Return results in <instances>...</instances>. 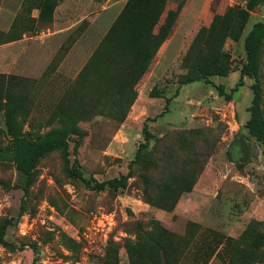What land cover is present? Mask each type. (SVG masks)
<instances>
[{"label":"rangeland","instance_id":"obj_1","mask_svg":"<svg viewBox=\"0 0 264 264\" xmlns=\"http://www.w3.org/2000/svg\"><path fill=\"white\" fill-rule=\"evenodd\" d=\"M15 1L0 0V42L24 33L26 40L0 48V73L28 79L17 121L32 136L63 125L78 127L79 134H71V158L85 177L121 180L126 186L90 189L69 175L64 153L54 150L39 160L26 192L23 174L6 149L10 136L0 112V227L7 223V240L15 245L0 240V264H36V258L37 264H127L128 244L155 220L180 235L199 234L202 254L186 264H264V144L252 139L243 168L227 156L250 117L255 79L245 76V84H237L246 59L245 36L264 21V0L252 9L250 0H185L172 32L140 78L109 46L100 47L124 0H112L121 2L112 9L93 4L90 12L76 14L77 19L96 14V19H84L72 32H57L61 13L56 15V8L52 20L42 21L32 16L41 0L11 6ZM182 1L170 0L168 8L177 9ZM231 8L249 10V17L240 39L225 42L228 72L211 76V83L179 85L190 71L183 60L200 28ZM77 40L76 62H64L69 43ZM258 76L264 114V39ZM219 86L231 98L221 95ZM145 126L152 135L149 147L130 170L145 141ZM75 140L80 144L74 153ZM176 179L193 189L173 212L147 202L145 193H159ZM222 243L225 250L208 258Z\"/></svg>","mask_w":264,"mask_h":264},{"label":"trees","instance_id":"obj_2","mask_svg":"<svg viewBox=\"0 0 264 264\" xmlns=\"http://www.w3.org/2000/svg\"><path fill=\"white\" fill-rule=\"evenodd\" d=\"M169 1L128 0L102 40L100 47L109 46L112 49L111 53L122 57L124 66L132 68L138 78L149 70L161 46L172 32L185 2L183 0L177 5V9H172L168 8ZM258 1L260 0H250L249 9H252ZM57 5L58 0H41L38 6L39 20H52ZM248 17L249 10L231 8L225 14H216L209 26H202L184 56V65L190 71L179 79L178 84L184 85L200 80L211 83V76L226 74L228 70L223 66L225 42L227 38L240 39ZM263 39L264 21H259L245 36L246 59L240 69V80L237 84L238 87L243 86L245 76L255 79L251 85L253 98L248 108L250 117L244 126L246 132L238 133L227 151L229 160L235 162L239 168H243L250 158L253 138L264 144L263 90L258 76ZM27 81L25 77L0 73V112H3L6 117V130L10 136L6 149L23 174V186L26 192L41 157L54 150H62L69 175L82 179L88 188L101 191L106 188L118 190L125 187L126 183L121 180L99 182L89 179L85 177L77 161H72L71 134H79L78 127L63 125L35 136L24 130L17 121V117L23 112L27 100L24 92L28 87ZM18 87L20 92L17 91ZM219 88L221 95L231 98V94L222 91L223 87L219 86ZM153 90L150 93L152 96ZM169 102L170 99H167L165 110L168 109ZM151 137V133L145 126V141L140 144L135 159L131 161L130 170L133 164L144 155ZM74 143L75 153L80 141L75 140ZM173 181L176 185H166L159 193H145L147 202L167 212H173L181 196L193 189L192 185L180 186L177 179ZM6 224L0 227V240L5 246H15L7 240ZM198 236L199 234L196 237L190 235L189 232L183 235L177 234L167 228L162 221L155 220L150 230L138 234L136 241L128 244L129 262L127 264H186L193 255L202 254L200 244L196 241ZM229 239L230 237H227L226 240ZM218 246L211 249L208 258L220 255L225 250L226 243ZM33 248L36 253H39L35 245ZM37 261L36 258V264Z\"/></svg>","mask_w":264,"mask_h":264},{"label":"crops","instance_id":"obj_3","mask_svg":"<svg viewBox=\"0 0 264 264\" xmlns=\"http://www.w3.org/2000/svg\"><path fill=\"white\" fill-rule=\"evenodd\" d=\"M127 1L128 0H124V3L122 4V9L124 8ZM19 2H21V0L15 1L13 4H11V6H17V4H19ZM93 4H101L102 8L104 10H108V9L118 7V6H116L117 4H120V6H121L120 1L112 2V0H100V1H98V0H59L58 5L56 7V15L58 13H61V19L58 22L59 27L57 29V32H64V31H71L72 32L76 29L78 24L80 22H82L84 19H87L89 21L95 20L96 14L91 15V16L85 14L80 19H77V17H75L76 14L88 13V11L91 10V7ZM122 9H121V11H122ZM35 11L36 12H34L32 14V16L34 18L38 19L39 14H40V10L38 8H36ZM120 12H119V14H120ZM23 35L25 38L23 37V38H19L16 40L3 42V43L0 42V48L5 47V46H11L14 44H19V43L25 41L26 40V33H24ZM78 41L79 40L74 41V42L71 41L69 43V44H72V46L70 48V53L68 54L67 57L64 58V62L67 59L70 60V63L76 62V59H75L73 54L75 53V50H76L75 47L78 44ZM71 66H73V64ZM174 100H176V99H174Z\"/></svg>","mask_w":264,"mask_h":264}]
</instances>
